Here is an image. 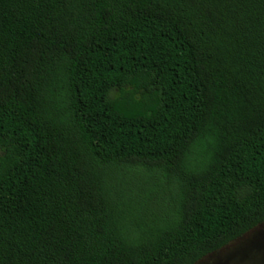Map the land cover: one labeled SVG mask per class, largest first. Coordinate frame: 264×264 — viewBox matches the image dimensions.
<instances>
[{
    "label": "trees",
    "instance_id": "obj_1",
    "mask_svg": "<svg viewBox=\"0 0 264 264\" xmlns=\"http://www.w3.org/2000/svg\"><path fill=\"white\" fill-rule=\"evenodd\" d=\"M264 224V0H0V264H197Z\"/></svg>",
    "mask_w": 264,
    "mask_h": 264
},
{
    "label": "rangeland",
    "instance_id": "obj_2",
    "mask_svg": "<svg viewBox=\"0 0 264 264\" xmlns=\"http://www.w3.org/2000/svg\"><path fill=\"white\" fill-rule=\"evenodd\" d=\"M197 264H264V224Z\"/></svg>",
    "mask_w": 264,
    "mask_h": 264
}]
</instances>
